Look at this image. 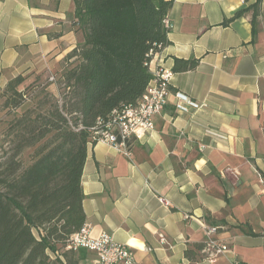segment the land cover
I'll return each instance as SVG.
<instances>
[{"label":"crops","instance_id":"obj_1","mask_svg":"<svg viewBox=\"0 0 264 264\" xmlns=\"http://www.w3.org/2000/svg\"><path fill=\"white\" fill-rule=\"evenodd\" d=\"M74 11L73 0H0V92L64 71L84 42ZM168 19L152 70L173 72L169 103L130 156L88 144L85 225L139 264H210L208 241L229 248L214 264H264V0H174ZM175 59L199 64L174 73Z\"/></svg>","mask_w":264,"mask_h":264},{"label":"trees","instance_id":"obj_2","mask_svg":"<svg viewBox=\"0 0 264 264\" xmlns=\"http://www.w3.org/2000/svg\"><path fill=\"white\" fill-rule=\"evenodd\" d=\"M73 1V25L84 42L66 58L59 81L63 94H46L9 124L5 135L0 264L90 263L87 251L77 258L66 246L86 223L82 176L91 129L114 110L137 104L153 79L154 59L170 45L165 21L174 0ZM198 64L175 59L173 71H194ZM24 81L19 76L3 90L11 106L25 102L19 91Z\"/></svg>","mask_w":264,"mask_h":264},{"label":"built area","instance_id":"obj_3","mask_svg":"<svg viewBox=\"0 0 264 264\" xmlns=\"http://www.w3.org/2000/svg\"><path fill=\"white\" fill-rule=\"evenodd\" d=\"M165 24L170 29L168 20ZM173 75V72L162 67L156 69L153 79L137 104L125 105L114 110L108 118L97 121L96 126L91 129L92 142L112 145L130 156L129 146L134 141L144 139L155 130V118L169 103ZM204 149L205 146H202V150ZM158 200L164 206L170 205L167 198L159 197ZM185 218L190 220L192 217L186 215ZM205 229L208 236L216 234L219 230L215 226H206ZM161 240L165 241L163 237ZM228 249L226 244L208 241L207 261L214 264ZM66 250L73 252L85 250L91 253L93 258L90 264H139L130 245L116 242L113 236L106 232L94 237L88 225H84L78 233L70 236ZM51 256L55 258L53 254Z\"/></svg>","mask_w":264,"mask_h":264},{"label":"rangeland","instance_id":"obj_4","mask_svg":"<svg viewBox=\"0 0 264 264\" xmlns=\"http://www.w3.org/2000/svg\"><path fill=\"white\" fill-rule=\"evenodd\" d=\"M170 28H171V24H170ZM155 70H152L153 75ZM62 74H63V70L61 72L54 73L52 75L49 74L48 76H38L36 78H33L32 80H26L24 78L25 81L22 84V86L19 88V91L25 94L24 97L25 102H23L21 107H15L8 104L7 103L8 96H4L3 91L0 92V156L3 154V150L7 148V143L5 142L6 141L5 135L7 129L9 128V124H12L17 117L22 116L26 110H28L29 108H33L34 104L35 103L37 104L40 100H42L46 94H52L57 98L61 97V95L64 92L63 89H61L63 87L59 82ZM51 85H53V88H51L52 87ZM48 108L49 107L44 108L43 110H41V112L47 110ZM29 154L30 151H27L25 154L26 163L30 162ZM34 234L38 237V233L36 230H34ZM206 250H207V244L202 252L205 255V259L208 260V253L206 252ZM78 257H80L79 252H77V258ZM83 264H90V263L83 262Z\"/></svg>","mask_w":264,"mask_h":264}]
</instances>
